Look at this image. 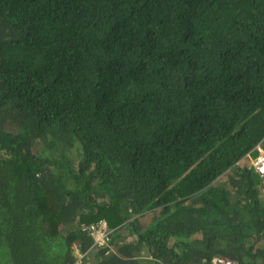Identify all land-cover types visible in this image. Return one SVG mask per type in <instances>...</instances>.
I'll return each mask as SVG.
<instances>
[{"label": "trees", "instance_id": "obj_1", "mask_svg": "<svg viewBox=\"0 0 264 264\" xmlns=\"http://www.w3.org/2000/svg\"><path fill=\"white\" fill-rule=\"evenodd\" d=\"M258 145L264 0H0V264H264Z\"/></svg>", "mask_w": 264, "mask_h": 264}, {"label": "built area", "instance_id": "obj_2", "mask_svg": "<svg viewBox=\"0 0 264 264\" xmlns=\"http://www.w3.org/2000/svg\"><path fill=\"white\" fill-rule=\"evenodd\" d=\"M259 150H260V155L255 162L256 170L259 172L261 176H264V149L259 148ZM108 234L109 233L107 232L106 222H104L102 225H93L90 227L89 230V235L94 239V245H93L94 247H99V248L104 247L109 240ZM77 248H79V246ZM85 255L86 253L85 254L81 253L78 261L75 264H82L83 263L82 258ZM213 264H235V262L225 257H216L213 259Z\"/></svg>", "mask_w": 264, "mask_h": 264}, {"label": "rangeland", "instance_id": "obj_3", "mask_svg": "<svg viewBox=\"0 0 264 264\" xmlns=\"http://www.w3.org/2000/svg\"><path fill=\"white\" fill-rule=\"evenodd\" d=\"M256 160L257 159H254V157L253 158L248 157L245 161L242 160L238 164H239L240 167L246 166L247 168H249V169L252 168L255 172H257L255 170V167H256L255 162H256ZM228 178H229V174L223 177V179H225V180H227ZM261 195L264 196V181L261 184Z\"/></svg>", "mask_w": 264, "mask_h": 264}, {"label": "clouds", "instance_id": "obj_4", "mask_svg": "<svg viewBox=\"0 0 264 264\" xmlns=\"http://www.w3.org/2000/svg\"><path fill=\"white\" fill-rule=\"evenodd\" d=\"M259 148H262L263 149V147L261 146V145H258L257 147H256V151L258 152L257 154H255L254 152H253V154L252 153H249L248 155H247V158L248 157H250V158H253L254 157V159H257L258 157H259V155H260V150H259ZM247 158H245V159H243L244 161L247 159ZM255 170H256V167H255ZM257 171V170H256ZM257 173L259 174V172L257 171ZM260 175V174H259ZM261 176V175H260ZM262 177H264V176H262ZM93 245H94V240H93ZM75 246L77 247V245L75 244ZM75 252H76V254L78 255V259H79V256H80V254H81V252L79 251V250H75ZM89 252V251H88ZM78 259L75 261V263L78 261ZM84 261H83V263L82 264H85L86 263V256H84ZM74 263V264H75Z\"/></svg>", "mask_w": 264, "mask_h": 264}, {"label": "crops", "instance_id": "obj_5", "mask_svg": "<svg viewBox=\"0 0 264 264\" xmlns=\"http://www.w3.org/2000/svg\"><path fill=\"white\" fill-rule=\"evenodd\" d=\"M262 177V176H261ZM262 178H264V177H262Z\"/></svg>", "mask_w": 264, "mask_h": 264}]
</instances>
